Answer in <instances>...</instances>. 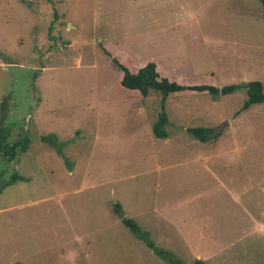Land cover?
Returning a JSON list of instances; mask_svg holds the SVG:
<instances>
[{"label":"rangeland","instance_id":"obj_1","mask_svg":"<svg viewBox=\"0 0 264 264\" xmlns=\"http://www.w3.org/2000/svg\"><path fill=\"white\" fill-rule=\"evenodd\" d=\"M103 46L186 85L264 84L259 0H0V127L30 140L0 156V264H169L123 217L185 264H264V103L173 94L157 138L162 96L123 87Z\"/></svg>","mask_w":264,"mask_h":264},{"label":"trees","instance_id":"obj_2","mask_svg":"<svg viewBox=\"0 0 264 264\" xmlns=\"http://www.w3.org/2000/svg\"><path fill=\"white\" fill-rule=\"evenodd\" d=\"M263 5L264 19V0H259ZM52 31V29H50ZM105 53L112 59L113 64L123 72L121 84L123 87L138 91L143 98H147L152 92L160 93L162 96V111L158 116V120L154 124L153 132L157 138L166 139L169 134L166 127L169 124V116L165 108L166 100L169 96L183 92L208 93L214 98L221 95H228L240 89H247L248 99L245 101L241 111L248 110L252 105L264 103V84L261 81H251L243 84H232L225 87H218L210 84L186 85L178 80L172 79L162 71L158 64L150 61L144 66H133L123 63L118 57L114 56L105 46ZM188 132L202 143H209L217 138L218 134L214 133V129L209 127L188 128ZM40 140L58 148L59 154L63 155L62 143H59L56 135L42 136ZM30 140L27 137L19 138L16 141L11 140V132L9 128L0 127V156L3 161L14 163L16 159L28 150ZM69 167L72 164L67 162ZM23 180L22 176L14 174L8 185L14 184L18 180ZM116 211L121 212V206L116 205ZM122 223L134 234L138 239L144 241L157 256L166 260L169 264H185L176 258L170 251L158 248L150 239V233L143 230L140 225L130 218L123 217ZM20 264V263H13ZM192 264H209L207 260L198 258Z\"/></svg>","mask_w":264,"mask_h":264},{"label":"crops","instance_id":"obj_3","mask_svg":"<svg viewBox=\"0 0 264 264\" xmlns=\"http://www.w3.org/2000/svg\"><path fill=\"white\" fill-rule=\"evenodd\" d=\"M224 187V185H222ZM178 234L181 236V238L184 240V241H188V235H187V232H186V229L184 231V229L182 227H179L178 228ZM198 258H201L200 256H198Z\"/></svg>","mask_w":264,"mask_h":264}]
</instances>
